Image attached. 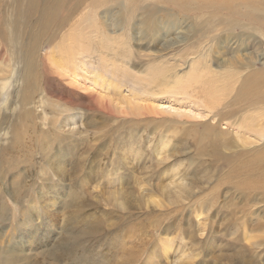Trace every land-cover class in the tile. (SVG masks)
I'll return each mask as SVG.
<instances>
[{"label":"rangeland","instance_id":"374dc122","mask_svg":"<svg viewBox=\"0 0 264 264\" xmlns=\"http://www.w3.org/2000/svg\"><path fill=\"white\" fill-rule=\"evenodd\" d=\"M13 1H1V9H10L14 14ZM191 2L187 0V5H195L193 12L202 16L201 6L198 7L201 0ZM127 4L124 0L120 5L117 0H105L92 13L94 21L91 19L86 24L83 19L85 27L73 30V39L65 41V45L75 44L76 49L99 40L109 42L103 48L92 45L97 50L93 62L97 63L95 67L102 63L109 67L107 73L102 70L100 73L116 84L102 86V79L95 77L100 85L95 87L89 81L92 78L80 74L79 79L73 78L76 82L72 86L68 79L55 73L63 85L76 88V94L61 85L49 89V94L41 93L44 99L55 102L50 107L41 105V95L36 97L32 111L34 118L37 117L35 123H42L46 114L49 118L59 117L60 122L52 131L57 132L55 141L59 140L57 136L63 139L61 146L46 141L51 132L37 127L24 131L23 147L16 148L18 152L13 149L12 128L22 127L21 123L16 124L19 121L14 115L26 110L17 102L22 81L11 78L14 63L19 71L23 69L18 61L23 53L17 57L16 49L4 45L0 39V80L9 78L11 82L4 96L0 95V254H3L0 257L9 258L7 264H115L117 260L116 264H123L122 259L130 264H264V136L259 139L254 133V137L240 138L231 126L248 117L246 111L251 114L255 111L246 110V101H241L239 106L234 101L250 72L254 70L262 76L264 30L259 31V24H253L255 29L248 33H243L241 27L235 31L224 27L216 35L201 40L206 34L204 22L211 18L210 12H205L208 16L204 19L205 14L194 18V14L178 12L175 4L147 0L140 6L158 5L162 14L164 10L170 13V17L161 14L158 20L161 31L147 37L141 30L144 21L140 12L133 17L130 28L115 23L118 19L123 22L122 11ZM88 9L82 13L89 12ZM79 15L70 24H78L82 14ZM168 22L174 23L173 26L168 27ZM103 26L107 35L120 38L117 41L121 43L107 41L103 32L96 37L94 32ZM70 30L68 27L62 30L52 43H48L49 37H44L41 50H37L42 55L55 50L62 42V35ZM85 35L90 40L81 39ZM76 36L80 39H75ZM13 50L15 59L11 60ZM59 52L54 54L61 57ZM239 65L243 67L238 68ZM120 67L140 76L153 72L156 84L142 88V84L128 79ZM155 67L163 72L154 71ZM112 71H118L115 77L109 76ZM230 73L237 75L225 77ZM206 77L217 78L224 86L201 92L200 83L207 81ZM62 96L74 97L75 108L68 112ZM260 104L256 103L258 107ZM240 106L244 114H235V109L241 110ZM52 109L59 113H51ZM220 115H223L221 119ZM73 117L77 120H72ZM47 123L50 124L49 120ZM260 124L264 129V122ZM44 148L52 149L50 161L49 155L42 154ZM61 155L67 165L65 172L76 165L75 158L86 157L83 171L80 170L75 180L66 175V181L60 182L59 177L63 176L55 174L54 164ZM12 156L17 161L8 163ZM44 174L50 178L41 179ZM56 195L64 200H55ZM45 198H54L58 204L52 206ZM79 198L86 202L75 203ZM78 206L80 212L73 217ZM47 217H50L48 222ZM94 225L100 231L83 235V231ZM45 226L50 235L43 230ZM0 264L4 263L0 261Z\"/></svg>","mask_w":264,"mask_h":264},{"label":"bare ground","instance_id":"6f19581e","mask_svg":"<svg viewBox=\"0 0 264 264\" xmlns=\"http://www.w3.org/2000/svg\"><path fill=\"white\" fill-rule=\"evenodd\" d=\"M1 1H4V0H0V2ZM124 1L128 4L124 7V9L122 11L123 16H124L123 22L120 21V19H118L115 23H117L119 25L122 24V27L123 26L125 27L126 25L129 27L133 21V17H135V15L140 12L142 14L141 16L143 17L142 20L144 21L142 24L143 26L141 27V30L143 31L144 36L147 35V37H148L149 35H151L154 32H159L160 27H159V21L158 20L162 17V15H164V16L169 15L167 17H170V13H168L169 11L164 10L165 13L162 14V8H160L158 5H146L144 7H141L140 5L142 3H146L147 0H124ZM162 1H164L166 4H171V5L175 4V6L178 8L177 9L178 12H181L184 15H191L192 16L194 14L195 15V16H193L194 18L195 17L201 18L205 14L206 11L210 12L208 15H210L211 18L210 19L207 18L208 20H206V23L204 22V26L205 25L207 26L206 30L208 28L209 29L207 31L205 30L206 34L205 33L203 34L204 38H200L201 40L207 39L211 34L216 35L215 32L224 28V27H228L229 29H232V30H234L236 27H241L245 30V31H243V33H248V30L255 29L253 27V24H259L260 25L259 31L264 30V0H213V1L211 0V2H209L208 0H204V2L199 5V3H201L203 1V0H201V2L198 3V7L201 6L199 9V13H204L202 16L196 14L197 11L193 12L194 7H196V6L195 5L194 6H188L187 0H162ZM189 1L191 2V0H189ZM104 2H105V0H14L13 4H12L13 10L15 11L14 14L12 13V11H10V9L2 10L1 4H0V39L3 41L4 45L11 46L12 49H14V50L16 49L15 52H17V57H18V54L23 53L22 59L18 60L19 62H22V64H23L22 70L20 69V71H19L16 68L17 64L12 61L14 63V68L12 69L13 72H12L11 80L14 79V77H16L17 79H20L22 81L21 87L17 90L18 106L23 107L26 110L25 113H23V112L19 113L18 112L19 114L14 115L17 118L16 121L17 120L19 121L18 123H16V121L14 123H16L18 125H19V123H21L22 127H20V128L23 130L20 133L21 129L16 126L15 128H12L13 131H11L12 135H13L12 146L16 152L19 151L16 148L23 147V141H22L21 134L24 131L28 132V131H32L33 129H37V127L39 129H41V131H44L46 129L48 132L49 131L51 132V135L46 139V141H53L55 143V145H57V146H61L63 144V139L60 136H57L59 138V140L55 141L54 136L57 135V132H55V134H53V131H55L56 124L58 122H60V118L59 117L49 118L50 116L48 114H46V117H44V119L42 120V123L37 125L34 121V119H36L37 117L34 118V114L32 112L33 111V104L36 103L35 102L36 97L39 95L42 96V98L39 99L40 100L39 102L41 103V105L48 106V107L55 105V102L54 103L49 102V100H48L49 98L46 99V97H45V99H46L45 100L44 95H43L44 92L49 94L50 93L49 89L51 90V88H56L59 85H61V86H63L62 88L65 87L72 94H76V90H75L76 88L73 89L72 87H67L66 85H63V83H61V79L57 78L54 75L55 73H58L60 76L65 77L66 80L68 79V83L70 82L69 84L72 86L76 82V81H73V78L79 79L80 74H82V75L86 74V75H88L87 78H92V79H89V81L92 82V84H94L95 87L97 85H99L98 84L99 82L97 83V80H95V77H98L100 80L102 79V81H101L102 86L105 85L106 87L107 86L109 87V86H112V84L115 82L111 78L108 79L107 75L100 73L101 72L100 70L107 73L109 71V69H108L109 67H107L104 63H102V65L100 64L99 66L95 67L97 65V63L93 62V57H95L94 55L96 54L97 50L92 48V45L97 44L95 47L101 46L103 48L106 45L108 46L109 42L103 43V41L99 40V41H95L93 43H90V45H87L88 47L81 45V47L79 49H76V46H74L75 44L72 45V44L68 43V45H65V41H67L69 39H73V36L75 35L72 33V32H74L73 30L80 28L82 26L85 27L83 25V19L85 20L86 24L89 23L88 21H90L93 17L92 13L97 11V9L100 6H102ZM193 2H197V0H195V1L193 0ZM117 3L120 5L123 3V0H117ZM86 8H89L87 10L89 12L84 14V12H86ZM83 10H85V11L82 13ZM108 10H110V8ZM196 10H197V8H196ZM63 13H67V14L63 15ZM80 13L82 14V16L78 18V24H70V21L76 15L78 17V15ZM104 14H107V12L104 11ZM206 14L204 15L203 19L205 18ZM93 19H92V22L94 21ZM240 22H241V25H240ZM199 23L203 24L202 22H199ZM94 24L96 25V23H94ZM172 24H174V23H172V22L167 23L168 27L173 26ZM36 26L39 27V30H37ZM204 26H203V28H205ZM67 27L71 29L70 32L68 34L62 35V37H61L62 42H60V44H58V46L56 47L55 50L52 49L51 51H49L48 53H44L43 55H42V53H40V51L37 50V49L41 50L40 43L44 37H49L48 43H50V42L52 43L58 39V36L60 35L61 31L66 29ZM91 27H92V25H91ZM104 28L105 27L103 26V29H99L100 31L94 32L96 37L99 36L100 33L102 34V32H103V34L105 33L106 29H104ZM82 29H84V28H82ZM105 36L107 37V38L106 37L105 38L108 39L107 41H111V43H121L120 41H117V40H120V38L118 39V38H116V36L107 35L106 33H105ZM83 38L90 40L89 35H85L84 37L81 36V39H83ZM75 39H80V36H78V37L76 36ZM99 39H100V37H99ZM74 42H75V40H74ZM122 43H124V42H122ZM110 45L113 47L112 44H110ZM63 46H66V47L64 48V50H61V47H63ZM118 46H121V45H118ZM115 47H117V46H115ZM120 48H122V47H120ZM105 49H107V48H105ZM109 49H111V48H109ZM10 50H8V51H10ZM14 50L12 51V53L10 52L11 53L10 54L11 60L15 59ZM100 51H101V48H100ZM6 52H7V50H6ZM55 52H59L58 54L61 53V57L54 54ZM107 53L108 52H106V54ZM99 54H100L101 58L104 59L103 53L100 52ZM122 54H123V52H122ZM125 55H126V53H125ZM121 56L123 57V55H121ZM130 56H131V53L129 55H127V58H130ZM235 63H239V62L236 60ZM247 63L249 65L251 63V61H249ZM112 64H114V63H112ZM240 66L241 65H239L238 68H240ZM0 67H1V65H0ZM241 67H243V66H241ZM225 68H227V67H225ZM238 68L235 69V71L238 72V70H240ZM120 69H121V67H120ZM122 71L125 72L128 79L130 78L131 80H135L134 82L138 83V85L142 84V86H141L142 88L144 86L146 87V85H152L153 83L156 84L154 82L156 74H154L153 72H152V74H149L147 76H140V74H137L136 72L132 73V72L125 71L124 69ZM154 71L163 72V70L159 67H157ZM230 71H232V70H230ZM230 71H227V72H230ZM116 72H118V71H112V73H110V75L108 73V75L115 77ZM160 72L158 73L159 76L161 75ZM207 72H209V71H207ZM261 72H262V76H258L257 71L253 70L252 72H250L245 77V79L243 81L241 80L242 81V84L240 83L241 87L239 89L238 94L236 93L237 96H236L235 101H234V102H236L235 106H239L241 101H246L248 104L246 110L247 109L248 110H255L252 114L246 111V114H249L248 117H246V118L244 117L245 119L244 118H241L239 120L237 119L238 120L237 123L231 124V126L236 129V132L241 135L240 138L251 137V136L254 137V135H253L254 133H255V135H257L259 137V139L263 138V136H264L263 125L260 124L261 121L264 122V108L263 107L261 109L259 108L261 105H264V68L261 69ZM209 73L211 74V72H209ZM162 74H164V73H162ZM150 75L153 76L154 78L151 77ZM236 75H237V73H230L228 75H225V77L233 78ZM70 78H72V79H70ZM117 78H119V77H117ZM243 78H244V76H243ZM194 79L197 80V77ZM158 80H159V78H158ZM198 81H199V79L196 82H198ZM212 83H214V84H212ZM114 84H116V82ZM165 84L166 83L161 82V85H165ZM200 84L201 85H200L199 91L204 92V93L210 92L211 90L216 89L217 87H220L223 85V83H219V80H217V78H213V77H209V79L207 81H202ZM10 85H11V82H10L9 78L8 79L3 78L0 80V95L1 96H4V92L5 91L7 92ZM149 87L151 88V86H149ZM149 87H147V88H149ZM146 90H148V89H146ZM114 92H116V91H114ZM149 92H150V89H149ZM41 93H43V94H41ZM46 96H47V94H46ZM91 96L93 97L94 95H91ZM133 97H135V96H133ZM190 97L192 98V96H190ZM62 99H63V104L68 107V108H66L68 112L71 111L70 109L75 108L76 102H75L74 97L66 96V98H65L64 96H62ZM96 99L97 98L95 97V100ZM93 103H95V102H93ZM256 103H261V104L258 107L257 106L258 104L256 105ZM27 107H29V109H27ZM104 108L106 109L108 107L105 105ZM239 108H241V110L235 109V111H236L235 114H238L239 112H241V114H244L243 108L241 106ZM209 111H211V108ZM51 113L58 114L59 111L55 109ZM140 114H142V113H140ZM210 114H211V112H210ZM213 116H216V115L214 114ZM222 116L223 115H220V119L222 118ZM230 116H234V115L231 114ZM65 119L70 120V117H67ZM71 119L77 120V119H75V117H73ZM48 120H49L50 124L47 123ZM257 120H259V123ZM240 121H241V123H240ZM255 122H257L258 125L254 126ZM47 125H48V127H47ZM10 127H11V125H10ZM68 149H71V148L68 147ZM46 150H48V149L44 148V150H42V152H43L42 154L49 155V156H47L48 157L47 160L50 161L51 158L53 157L52 156L53 155L52 149L48 150L49 153L46 152ZM31 155L33 156L32 153H31ZM16 156L18 157V155H16ZM73 157H74V155H73ZM6 158H8V157H5V159ZM43 158L46 159L45 156H43ZM85 158H86L85 156L83 159L80 157L77 159L75 158L76 165L73 162L74 163L73 168L70 169L71 168V166H70V168L67 169V170H69V169L70 170L65 172L67 165L64 163L65 160H63V161L61 160L62 159V155H61V157L58 159V161L56 160L55 164H54L55 167H57L56 168L57 171L55 174L60 173L61 176H63V177H59V181L61 182V179L66 181V179L64 178V177H66V175H70L71 180H75L76 177L78 176L80 170H81V172L83 171L82 170L83 169L82 164L86 160ZM12 160L17 161V158L12 156L10 158L9 162L8 161L7 162L11 163ZM70 161H71V159H70ZM14 162L15 161H13V163ZM20 163L21 162L19 161V164ZM25 163H27V161ZM33 164L34 163L32 161V165ZM24 173H25V171H24ZM64 174H65V176H64ZM40 177H41V179H43L45 177L46 180L50 178V176H46L45 174L41 175ZM82 182L84 183L85 179H83ZM80 196H82V195H80ZM118 197H120V196L118 195ZM41 198H44V197L41 196ZM55 198H56L55 200H59V199L62 201L64 200L63 197L62 198L60 196L58 197V195H56ZM53 199L54 198H51V199L45 198L44 201L46 202V200H49L50 205L55 206L58 203H56L57 201H53ZM77 200L79 201V203L81 205L86 202V199L79 198V199L75 200V203H77ZM51 201H53V202H51ZM59 202H61V201H59ZM80 204H79V206H81ZM71 206H72V204H71ZM79 206H78V209L73 212L74 213L73 217H75L79 214V212H80ZM56 213H57V211L55 210L54 215ZM27 215H28V213H27ZM47 215H48V213H47ZM36 217L38 219H40L41 216L38 215ZM88 217L90 219V216H88ZM31 218L32 217L30 216V219ZM95 218H93V219H95ZM48 219L50 220V217H47V222L49 221ZM94 221H96V220H94ZM28 224H29V221L25 222L24 225L27 226ZM43 230H45V232H47V234L50 235V231H48L46 229V226ZM124 230H122V231H124ZM98 231H100L98 229V227H96V226L91 227V228L83 231V235L90 234L92 232L96 233ZM127 232H130V231H127ZM121 234H122V232H121ZM125 234H127V233H125ZM127 235H126V237H127ZM122 238H124L123 235H122ZM125 241H127V240H125ZM129 246H130V244H129ZM123 247H125V246H123ZM122 249L120 248L121 251H122ZM125 251H127V250H125ZM131 253L132 252L127 254L128 257H130ZM124 254H126V253L124 252ZM0 255L3 256V254H0ZM120 257H122V255ZM125 258H127V256ZM125 258H124V260H126ZM0 261L3 262L4 264H7L9 261V258L7 259L6 257L5 258L0 257ZM117 261H115V262L117 263ZM122 263L123 264H130L127 261L126 262L123 261V259H122Z\"/></svg>","mask_w":264,"mask_h":264}]
</instances>
